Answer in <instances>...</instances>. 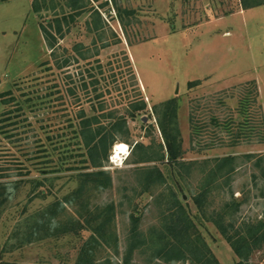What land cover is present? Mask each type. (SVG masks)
Listing matches in <instances>:
<instances>
[{
    "label": "rangeland",
    "instance_id": "obj_1",
    "mask_svg": "<svg viewBox=\"0 0 264 264\" xmlns=\"http://www.w3.org/2000/svg\"><path fill=\"white\" fill-rule=\"evenodd\" d=\"M30 2H0V93L17 83L16 95L24 92L33 99L11 114L16 122L9 132L13 136L0 132V264H74L79 248L91 237L86 229L89 211L84 209L107 206L111 231L105 241L94 234L95 264H192L189 258L157 253L160 246L153 231L162 227L172 194L218 263L235 262L211 217L223 215L239 230L264 217V142L253 137L228 145L230 131L242 118L238 105L249 81H255L258 99L248 118L264 120V5L241 9L238 0H80L84 9L75 12L61 0L62 9L35 14ZM129 10L133 13L126 14ZM62 12L70 26L62 24L64 34L57 37L52 57L39 23L48 26L54 13ZM43 62L49 66H41ZM99 64L105 79L96 93L103 96L97 100L95 92L86 96L80 91L77 99L69 94L80 71L96 70ZM171 98L177 101L183 160L199 162L190 167L167 163L166 154L163 160L141 162L165 151L152 108ZM140 99L145 110L127 118V132L114 142L124 143V152L114 157L113 144L101 167L83 169L85 151L73 132L80 107L87 114L121 115ZM10 107L16 106L0 102V113ZM101 120L106 124L108 119ZM226 155L239 157L228 176L209 184L202 214L193 196L206 181L212 160ZM152 166L163 179L143 192L141 169ZM83 171H103L108 177L87 184L85 206L78 199L68 201ZM131 214L139 218L142 240L128 253ZM35 222L40 231L32 237H42L38 240L30 236ZM70 223L85 229L60 232ZM249 263L264 264V244Z\"/></svg>",
    "mask_w": 264,
    "mask_h": 264
},
{
    "label": "trees",
    "instance_id": "obj_2",
    "mask_svg": "<svg viewBox=\"0 0 264 264\" xmlns=\"http://www.w3.org/2000/svg\"><path fill=\"white\" fill-rule=\"evenodd\" d=\"M8 0H0L4 2ZM61 0H31L30 8L31 11L35 14H40L42 11H53L56 12L57 6L61 5ZM66 2V6L71 8L75 12H80L84 9L83 3L79 2L80 0H63ZM239 4L242 9H248L264 5V0H239ZM118 15H120V9L117 8ZM126 14L133 13L132 11H126ZM65 22V23H64ZM69 25L67 17L62 13H54L52 21L47 22L48 26H44L42 23H39V27L42 33V36L48 47L51 49V56H54V46L57 42V37H63V25ZM70 26V25H69ZM76 50L77 46H75ZM56 57V56H55ZM83 59V55L81 56ZM67 61L65 60L64 63ZM57 63V62H56ZM126 63L130 66V61L126 57ZM49 66L48 62L41 63V66ZM62 67V64H57V68ZM50 69V67H47ZM104 71L102 66L99 64L98 69L92 70L91 68H86L80 71V78L78 84H75L72 81L73 85L68 87V92L71 95L77 96L81 91L86 96L92 94V92H97L99 89L100 82L104 80L103 78ZM102 76V79L101 77ZM112 76V75H111ZM134 78V77H133ZM14 89L10 88L4 92L0 93V102L4 105H13L16 106L14 109L11 107L4 109L0 113V132L7 134V138L12 137L13 135L9 133L11 127H13L16 122L12 121L14 118L11 114L22 111L23 105L31 102L33 99L31 96L22 92L19 95H16L15 87ZM193 83L189 82L188 86L190 87ZM246 88L242 92V97L239 100L238 105V115L242 118L234 126L235 130L230 131L231 142L228 143L230 146H235L239 143L242 138H257L259 142L263 140L264 142V120L259 118L257 121L251 122L248 118V110L257 103L258 99V90L255 84V81H249L246 84ZM18 90L19 85H17ZM18 96L23 97V100H17ZM102 95L96 93L95 99H99ZM90 109L94 110V105H92V99L89 98ZM103 101H99L100 110L104 106ZM127 110L124 114L117 115L113 111L109 112L107 116L100 115L101 117H106L107 123L103 124L101 117L96 114H87L85 108L80 107L79 112L76 116L77 123L73 132L75 133V138L78 139V142L81 148L84 149L85 153H82L83 159L81 163L84 164L83 169L97 168L102 166V162L107 159L108 150L111 145L117 141L118 135L127 132V118L133 119L136 114L145 110L146 103L143 99L132 101L129 106L126 107ZM153 112L157 117V126L163 138V147L165 151L162 152L159 157L147 156L141 160V162H151L156 160H163L164 154H166L167 163L180 167L192 166L198 164L197 161L185 162L183 160V149H182V138L177 126V101L176 99H168L158 105L153 106ZM194 132H198L195 124L191 119ZM213 122L216 123V120L213 118ZM234 123V121H232ZM228 127V124H225ZM70 127H73V123H70ZM21 140V139H20ZM142 146V145H141ZM162 147V145H161ZM162 147V149H163ZM142 148H145L142 146ZM245 157H250V155H244ZM239 156L237 155H226L222 157H217L212 160L214 163L213 167L207 174L206 181L201 185L200 191L193 196V202L199 211L202 214H205V201L209 189V184L219 178L228 176L234 169L233 164ZM261 157L257 161H261ZM143 171V180H144V189L143 192H148L150 185L154 181L162 180V172L155 166L147 167L141 169ZM263 180H264V167L261 168ZM22 175V173H20ZM79 186L68 195V201L80 200L82 205L85 206L87 200L85 198V188L89 182L100 183L102 180H108L106 173L103 171H83L79 174ZM35 184L40 185L39 180L33 181ZM94 186H96L94 184ZM4 189V186L0 183V189ZM7 198V197H6ZM171 204L167 207V211L163 214V222L160 230L153 231V236L155 242L159 243V248L157 253L166 252V254H172V258L176 259H187L191 261L192 264H219L217 259L214 257L213 253L206 245L204 240L200 237V234L197 232L190 215L185 210L183 204L178 200V198L172 194ZM59 204V202H57ZM234 203V202H233ZM238 206V203H234ZM89 211V215L86 216L87 224L86 229L91 231V237L85 241L82 246L79 248L78 256L75 259L74 264H95L94 260V250L96 245L92 246V243H97L94 237V234L101 238L103 241L106 240L107 232H110L109 222L111 219V208L107 206L105 208L93 207L92 210L84 209ZM92 211V213H90ZM52 213V212H51ZM131 218V227L129 229V241L130 247L128 253L132 249L136 248L140 241L142 233L139 230V218L134 214L130 215ZM211 222L216 226L217 230L221 236L226 240V242L231 246L237 260L232 264H250L249 259L253 252L262 248L264 244V217L255 222H249L244 224L242 229H235L234 224L231 222H225L224 216L219 215L216 218L211 217ZM80 224V223H77ZM31 232L30 236L33 238L34 232L40 231L39 223L35 222L33 226H30ZM79 230L85 229L82 225L77 226ZM76 226L70 223V225H64L60 232L68 233V231L73 233H78ZM59 232V233H60ZM58 233V230L57 232ZM54 234V233H53ZM42 236V235H41ZM29 238L28 241L38 240L42 237H34L33 239Z\"/></svg>",
    "mask_w": 264,
    "mask_h": 264
},
{
    "label": "bare ground",
    "instance_id": "obj_3",
    "mask_svg": "<svg viewBox=\"0 0 264 264\" xmlns=\"http://www.w3.org/2000/svg\"><path fill=\"white\" fill-rule=\"evenodd\" d=\"M114 145H115V148H114V153H115V155H114V157L118 158V157L120 156V154H121L122 152H124L125 144L119 142V143H116V144H114Z\"/></svg>",
    "mask_w": 264,
    "mask_h": 264
},
{
    "label": "crops",
    "instance_id": "obj_4",
    "mask_svg": "<svg viewBox=\"0 0 264 264\" xmlns=\"http://www.w3.org/2000/svg\"><path fill=\"white\" fill-rule=\"evenodd\" d=\"M31 3V2H30ZM238 4H239V0H238ZM239 6H240V4H239ZM241 7V6H240ZM241 9H242V7H241Z\"/></svg>",
    "mask_w": 264,
    "mask_h": 264
}]
</instances>
